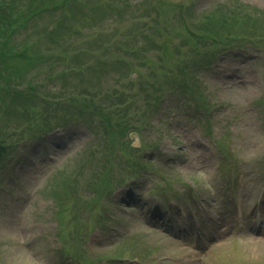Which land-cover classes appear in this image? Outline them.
<instances>
[{"label":"rangeland","instance_id":"obj_1","mask_svg":"<svg viewBox=\"0 0 264 264\" xmlns=\"http://www.w3.org/2000/svg\"><path fill=\"white\" fill-rule=\"evenodd\" d=\"M83 1L87 3L83 10L89 16L87 24L78 23V27L84 26L80 40H84V46L97 48L88 52L86 60H93L101 68L103 62L123 57L148 76V62L164 63L177 45L187 48L181 41L188 37L190 23L225 0ZM242 1L255 7V13L264 10V0ZM91 3L103 4L104 16L99 20L103 28H89L92 19L100 15ZM114 9H121L119 18L112 14ZM118 24L119 32L113 35L110 28ZM237 29L263 34L264 22L250 20L247 26ZM37 36L25 29L13 36V50H27L28 55L23 54L22 62L12 61L17 69L10 73L11 84L36 83L47 72L64 66L60 57L63 52L58 48L51 56L57 61L55 66L49 67L47 57L36 63V55L46 56L47 45H51L44 36L36 44ZM245 43L242 45L249 42ZM249 45L253 52L238 46L237 51L223 54L217 63L199 71L207 108L175 92L170 107L158 108L150 118L151 126L142 132L143 139L155 144L132 150L138 155L137 163L147 158L146 163L152 165L136 184L135 196L125 191L135 177L119 182L117 179L125 172L115 162L110 165L111 190L106 196L99 191L106 186L103 175L96 180L87 172L85 176L93 181L78 179L81 190L68 201L76 199L79 209L86 217L90 215L89 222L107 204L111 218L104 229L92 231L80 221H73L61 203L41 194L53 169L74 153L83 157L92 137L88 121H99V115L90 108L65 106L70 128L49 133L38 144L19 152L20 162L0 169V264H264V229H253L256 220L264 217V39ZM93 51H98L100 60ZM163 53L166 56L161 57ZM172 60L177 58L172 56ZM171 67L176 66L167 64L165 68ZM36 70H40L37 75ZM120 71L108 64L100 73L86 78L94 84L100 81V85L112 86ZM89 88L92 90V86ZM84 89L86 84H75L64 91L76 94ZM139 139L142 141L141 133ZM116 143L118 158L121 148L132 147L127 137ZM96 162L92 157L91 168L97 171L100 165ZM116 182L123 185L117 186ZM161 183L166 189L154 190L161 188ZM130 197L136 201L131 202ZM158 203L165 210L162 218L154 209ZM76 234L87 237L82 247L74 244ZM69 250L86 254V260L81 263L70 257L63 261L62 254ZM123 250L132 258L124 255L119 259L111 254ZM104 254L110 263L100 259Z\"/></svg>","mask_w":264,"mask_h":264},{"label":"trees","instance_id":"obj_2","mask_svg":"<svg viewBox=\"0 0 264 264\" xmlns=\"http://www.w3.org/2000/svg\"><path fill=\"white\" fill-rule=\"evenodd\" d=\"M85 6L87 3L82 0H0V168L10 160L20 146L28 144L56 126L66 122L69 124L71 119L63 110L65 106L90 108L99 115L96 124L89 121L88 123L96 137L108 143V145L104 143L103 152H99L100 169L90 171L88 168L87 159L89 154L93 155L92 149L86 156H74L61 168L54 170L43 190L45 196L53 198L56 203H61L73 218L85 211L79 209L76 199L71 202L68 199L79 194L81 187L77 186L78 179L93 181V178L85 176L87 172L94 174L96 180L100 175L106 180V186L99 190L103 192L101 196L110 192L111 176L108 173L111 172V163L118 158L113 149L118 145L117 140L124 139L130 130L144 132L147 126H151L150 118L162 106L166 95H169L173 103L175 99L173 95L177 92L186 100L207 108L205 95L200 88L199 71L210 66L222 51L243 46V42H249L243 47L250 49V43L264 39V33H257L256 30L237 29V26H247L250 20H254L255 23L264 22V10H257L255 13V7L242 0H225L204 13L200 20L190 23L188 37L181 41L187 48L182 49L177 45L171 55L169 52L170 59L167 57L164 63L155 61L149 63L146 59L150 67L148 76H144L123 57L103 62L104 65L100 68L93 60H86L88 52L97 49L96 46L94 48L84 46L81 43L84 40H80L84 26L78 27V23H85L89 16V13L83 10ZM91 6H94L100 15L96 14L98 18L92 19L89 28L93 30L103 28L99 22L104 16L103 4L91 3ZM112 14L119 18L122 15L121 9H114ZM80 17H83L82 21L78 20ZM73 22H76L74 26ZM22 29L32 30L38 35L36 44L41 43L43 36L51 44L47 45V54L44 53L46 56L36 55V63H39V60H46L47 57L49 67L55 66L57 61L54 62L51 56L56 55L54 52L58 48L63 52L60 57L64 66L47 72L36 81V84L23 82L18 87V84H11L10 80V73L17 66L13 67L12 61L20 59L19 62H22L21 57L28 53L27 50L24 52L13 50L10 45L13 36ZM110 29L113 35L117 34L119 24ZM242 35L245 37L241 39ZM104 36L105 33L102 32L101 37ZM103 45L106 44L100 46ZM122 48L126 49L125 46ZM97 52L91 53L100 60ZM164 56L165 53L161 57ZM172 56L177 60L170 61ZM108 64L121 70L115 75L114 85H100V81L94 84L91 78H86L87 75L100 73V69L103 70ZM167 64L176 67L166 70ZM39 71L36 70V75ZM131 72H135L136 75L132 76ZM75 84H86V89L76 94L64 91ZM89 85L92 86V90ZM144 142V146L148 143L155 144L149 139L148 142L146 140ZM121 149L126 152L119 154L116 166L125 173L117 179L119 182L136 175L143 166L141 162L137 163V153H132V150L137 151V148L125 146ZM124 155H127V158ZM72 183L75 185L71 186Z\"/></svg>","mask_w":264,"mask_h":264},{"label":"water","instance_id":"obj_3","mask_svg":"<svg viewBox=\"0 0 264 264\" xmlns=\"http://www.w3.org/2000/svg\"><path fill=\"white\" fill-rule=\"evenodd\" d=\"M132 136H133V137H136V135H135L134 133L132 134Z\"/></svg>","mask_w":264,"mask_h":264}]
</instances>
